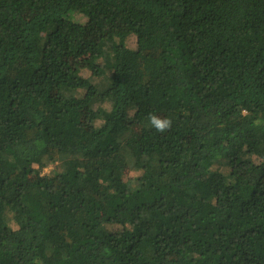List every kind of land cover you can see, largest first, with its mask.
Returning a JSON list of instances; mask_svg holds the SVG:
<instances>
[{"label": "trees", "instance_id": "obj_1", "mask_svg": "<svg viewBox=\"0 0 264 264\" xmlns=\"http://www.w3.org/2000/svg\"><path fill=\"white\" fill-rule=\"evenodd\" d=\"M0 264H264V0H0Z\"/></svg>", "mask_w": 264, "mask_h": 264}, {"label": "rangeland", "instance_id": "obj_2", "mask_svg": "<svg viewBox=\"0 0 264 264\" xmlns=\"http://www.w3.org/2000/svg\"><path fill=\"white\" fill-rule=\"evenodd\" d=\"M90 28H93L90 27ZM93 34H96L95 32ZM127 47L129 48H133L134 47V40H132L131 38H129L127 40ZM87 57H82L80 59H68V62L71 66H73L74 68H76L77 70H79V73L83 76V77H90L91 73L89 71V67L87 64ZM56 167V166H55ZM48 172V169L45 170V173Z\"/></svg>", "mask_w": 264, "mask_h": 264}, {"label": "clouds", "instance_id": "obj_3", "mask_svg": "<svg viewBox=\"0 0 264 264\" xmlns=\"http://www.w3.org/2000/svg\"><path fill=\"white\" fill-rule=\"evenodd\" d=\"M150 126L154 128L157 132L163 133L171 127L170 119H161L155 114L148 117Z\"/></svg>", "mask_w": 264, "mask_h": 264}]
</instances>
